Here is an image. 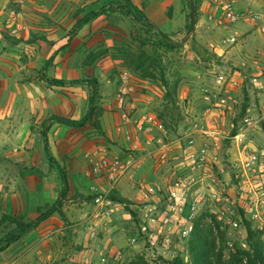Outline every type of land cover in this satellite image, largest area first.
I'll use <instances>...</instances> for the list:
<instances>
[{
  "label": "rangeland",
  "instance_id": "1",
  "mask_svg": "<svg viewBox=\"0 0 264 264\" xmlns=\"http://www.w3.org/2000/svg\"><path fill=\"white\" fill-rule=\"evenodd\" d=\"M11 1L13 4L4 10L3 18L15 13L22 16L20 20L25 25L26 21L21 18L26 0ZM213 1L28 0L26 4L36 8L33 10L36 20L33 21L35 28L30 31L31 37L34 41L41 38L50 45L52 57L46 66L53 65L57 55L65 53L67 69L73 74L77 72V78L54 80L52 85L62 83L66 88L62 91L68 96L72 94L70 85L77 82L82 87L84 124H94L101 146L111 155H120L127 147L116 130L122 112L117 97L121 75L129 77L133 101L139 113L156 115L165 111L168 121L178 114L184 120L187 112L200 111L203 105L201 94L213 85L216 76L227 78L230 91L239 100V105L233 109L234 116L230 117L235 125L245 118L250 103L258 105L264 102V94L258 91L254 82L256 68L264 67V34L243 22L235 27L243 35L233 43L224 44L223 40L232 33L225 32L218 24L220 15L213 8ZM238 1L242 6L246 0ZM256 2L264 9V0ZM41 23H47V26L43 28ZM92 108L97 111L92 112ZM114 117L118 120L113 121ZM87 131L85 129L84 133L88 137L90 132ZM145 159L155 164L153 156ZM150 169H145L147 175L144 170L140 176L149 177L152 174ZM164 169L168 168L164 167L163 172ZM93 183L91 180L87 184L89 195ZM123 186V191L115 195L120 209L113 215L115 221L110 231L113 243L108 242L99 250L95 249L96 246L93 248L92 238L85 235L87 225L81 223L92 207L85 211V216H78L81 218L79 221H66L68 216L64 211L73 204V197H69L68 187L56 186L58 212L35 222L40 212L55 204L51 206L49 195L43 196L46 205L30 211L28 220L35 224L0 252V264H165V261L177 258L190 264L189 242L183 248L169 252L152 247L141 235L137 215L129 212L131 209L137 214L131 199L134 193L127 182ZM23 210L20 205L13 213L8 206H0V219L5 213L22 216ZM214 226L216 231L212 224L205 225L203 230L213 233L216 251H220L222 238L225 239L224 260L230 258L232 247L251 251L250 235L253 242L259 243L264 255V237L254 223L245 221L240 233L221 228L218 222ZM13 230L14 226L10 225L0 227V247L6 244L5 238ZM104 233L107 232L102 230L98 238L105 239ZM86 248L87 254L83 251ZM101 250L104 252L99 255ZM102 258L105 261H101ZM240 258L243 263L247 262V256Z\"/></svg>",
  "mask_w": 264,
  "mask_h": 264
},
{
  "label": "built area",
  "instance_id": "2",
  "mask_svg": "<svg viewBox=\"0 0 264 264\" xmlns=\"http://www.w3.org/2000/svg\"><path fill=\"white\" fill-rule=\"evenodd\" d=\"M213 8L221 28L232 33L224 44L243 35L235 30L243 22L264 34V9L256 0L242 6L238 0H214ZM3 26L11 36L24 29L15 13L7 15ZM255 77L256 88L264 94V67L256 68ZM117 97L122 112L116 130L127 147L120 155L106 148L86 154L95 199L85 219L109 218L113 209L119 210L111 194L127 182L139 232L154 248L179 250L205 225L216 231L217 222L240 233L250 221L264 237V102L250 103L245 118L235 125L230 117L239 100L227 78L216 76L201 94L200 111L187 112L182 126L171 132L155 114L138 112L126 74L120 77ZM147 156L154 157L156 166L151 176L141 177ZM164 167L168 169L163 172Z\"/></svg>",
  "mask_w": 264,
  "mask_h": 264
},
{
  "label": "crops",
  "instance_id": "3",
  "mask_svg": "<svg viewBox=\"0 0 264 264\" xmlns=\"http://www.w3.org/2000/svg\"><path fill=\"white\" fill-rule=\"evenodd\" d=\"M26 3L21 18L26 21L25 30L8 39L11 35L5 32L3 22L6 17L3 18L2 14L13 2L0 0V206H8L9 211L15 213L21 205L23 215L30 219L31 209L46 205L43 196L49 195L52 206L57 198L56 186H66L70 190L69 197H73V204L64 211L68 216L66 221H79L92 205L88 200L87 184L91 180L87 177L85 156L104 147L99 143L94 124H84L82 87L77 82L70 85L72 94L68 96L62 91L66 89L62 83H55L71 80L73 76L77 78V70L73 74L67 69L65 53L57 55L53 65L46 66L52 57L50 45L41 38L34 41L31 37L30 31L35 28L33 21L36 20L33 10L36 8ZM41 26L45 28L47 23H41ZM54 80L56 85H52ZM56 89L60 91L55 92ZM84 128L90 132L88 137ZM151 163L152 160L146 159L143 169L151 168L152 173L156 164ZM123 189L124 186L119 191ZM131 199L133 201L134 197ZM115 210L109 218L82 219V225H87L85 235L92 238L93 248L96 246L95 249L99 250L108 242H114L110 231ZM102 230L107 232L103 234V240L98 238ZM87 248L83 250L86 254L89 252Z\"/></svg>",
  "mask_w": 264,
  "mask_h": 264
},
{
  "label": "trees",
  "instance_id": "4",
  "mask_svg": "<svg viewBox=\"0 0 264 264\" xmlns=\"http://www.w3.org/2000/svg\"><path fill=\"white\" fill-rule=\"evenodd\" d=\"M92 112L97 111V109H91ZM121 115V114H120ZM157 118L160 119L165 126L171 131L176 132L177 129L182 126L183 120L180 115L171 121L167 120V113L162 111L156 113ZM117 193L114 191L111 194V198L118 202V198L115 196ZM95 195H89L88 200L92 202L91 207L94 204ZM91 209V208H90ZM129 210V209H128ZM58 212L56 203L44 212H40L37 220L35 222L41 221L46 215H51ZM130 213L136 215L135 211L129 210ZM34 221H29L25 216H16L15 214H3L0 219V227L4 225L14 226V230L6 236L7 240L5 245L0 247V252L5 250L8 245L14 241H17L25 232H28L30 228L35 224ZM139 222V221H138ZM213 233L211 231H205L203 229L197 230L191 237L189 241V254H190V264H264V255L258 242H253V236L249 237V246L251 251H241L235 247L231 249V255L228 260L223 259L222 250L226 247L225 239L222 238V246L220 251H216L215 240L212 238ZM247 256V262L243 263L240 256ZM165 264H185L184 260L181 258L174 259L172 261H165ZM134 264V263H131Z\"/></svg>",
  "mask_w": 264,
  "mask_h": 264
}]
</instances>
